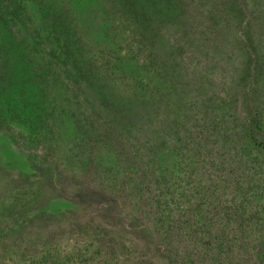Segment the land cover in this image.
Instances as JSON below:
<instances>
[{
  "label": "trees",
  "instance_id": "16d2710c",
  "mask_svg": "<svg viewBox=\"0 0 264 264\" xmlns=\"http://www.w3.org/2000/svg\"><path fill=\"white\" fill-rule=\"evenodd\" d=\"M251 15L264 0H0V133L55 197L127 235L15 264H264V235H234L264 213L257 59L229 91L191 63Z\"/></svg>",
  "mask_w": 264,
  "mask_h": 264
},
{
  "label": "rangeland",
  "instance_id": "374dc122",
  "mask_svg": "<svg viewBox=\"0 0 264 264\" xmlns=\"http://www.w3.org/2000/svg\"><path fill=\"white\" fill-rule=\"evenodd\" d=\"M245 30H248L252 44L241 43L236 46L234 34H238L245 42ZM225 32L227 34L218 41L217 46L210 44L200 52L191 50V56L196 57L192 58L191 63L197 68L207 69L206 76L212 79V83L229 91L228 87L238 85L236 78L241 76L244 69L240 62L249 55L255 56L257 60L253 62L254 68H259L260 75L262 74L258 90L264 101V16L263 20H259L251 15L238 26L232 24L225 27ZM166 113H169V118L174 117L175 110L171 108ZM161 116L165 117L164 114L160 115L157 120H161ZM13 124L16 132L23 137L27 135V130L20 123ZM9 133L11 130L6 134L0 133V248L5 251L0 258L2 261L10 264L20 263L23 251L24 258L28 259L32 255L40 254L42 248L47 249L49 246L60 251H72L74 248L84 253L86 247L99 243V238L103 243H109L112 237L115 239L114 243L127 239L126 234L111 227L105 220L61 197H55L46 181L31 167L24 153L27 145H16ZM235 176H239V173ZM239 182L241 188L246 190L248 184L242 183L241 180ZM251 185L257 183L252 182ZM40 211H45L44 214L52 212V215L49 218L45 214L39 221L35 216H38ZM243 218L249 220L247 223L251 222L252 225L248 228L242 227L240 239L238 234L234 233L237 239L235 243H249L251 247L252 244L258 243L256 239L259 236L264 235V213L260 212L253 218L243 215ZM233 254L235 261L245 257L241 250L228 253V257Z\"/></svg>",
  "mask_w": 264,
  "mask_h": 264
}]
</instances>
